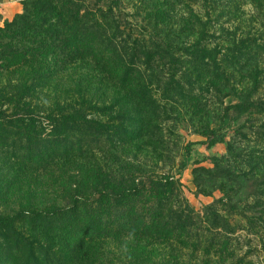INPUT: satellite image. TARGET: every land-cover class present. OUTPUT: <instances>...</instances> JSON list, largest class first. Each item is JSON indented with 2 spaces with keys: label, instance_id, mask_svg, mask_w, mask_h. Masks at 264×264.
<instances>
[{
  "label": "rangeland",
  "instance_id": "1",
  "mask_svg": "<svg viewBox=\"0 0 264 264\" xmlns=\"http://www.w3.org/2000/svg\"><path fill=\"white\" fill-rule=\"evenodd\" d=\"M27 1L0 0V27L23 13ZM124 2L132 38L149 41L155 30L144 7ZM216 12L223 16L211 31L210 49L218 51L224 42L231 47L227 40L234 34H251L264 44V24L252 0ZM0 36V264H132L120 239L86 234L97 211L96 191L119 189L123 176L137 184L148 177L173 180L209 226L231 232L225 236L233 257L177 244L173 253L186 264H264V49L257 56L258 88L238 76L224 89V75L219 87H201L191 70L199 61L183 54L166 59V67L156 64L159 75L168 71L175 78L149 89L147 83L145 93L108 89L99 74L90 82L92 71L82 64L81 77L59 76L52 94L25 98L13 88L5 32ZM139 58L142 66L145 58ZM79 90L87 94L86 104L76 100ZM96 235L89 254L88 240ZM155 255V263L147 264H158Z\"/></svg>",
  "mask_w": 264,
  "mask_h": 264
},
{
  "label": "trees",
  "instance_id": "2",
  "mask_svg": "<svg viewBox=\"0 0 264 264\" xmlns=\"http://www.w3.org/2000/svg\"><path fill=\"white\" fill-rule=\"evenodd\" d=\"M236 1L137 0L139 7H144L147 23L155 30L148 41L132 38L124 0H28L23 13L0 27L7 40L5 59L15 82L13 88H21L25 98H32L33 92L49 95L55 78L73 81L81 77L76 74L85 64L92 71L88 73L90 82L99 74L108 89L140 90L141 94L147 83L149 89L164 85L170 76L175 78L168 71L167 76L165 72L159 75L157 68L181 59L183 54L199 61V68L191 70L201 87L203 83L211 89L219 87L224 75V89L231 87L228 81L232 79L234 83L238 76L249 87L258 88L261 72L257 56L264 49L260 38L234 34L232 40H227L232 42L231 47L225 48L224 42L218 51L209 48L210 39L215 37L211 31L216 30L223 16V11H216L219 7L230 8ZM252 2L264 24V0ZM139 54L145 58L142 66L138 64ZM184 70L176 73L193 74L190 69ZM82 90L74 96L86 104L87 89L84 93ZM119 181L122 186L113 192L107 183L96 191L97 211L89 216L90 230L86 234H105V242L120 239L128 249L126 258L134 259L132 264L155 263V254L158 264H186L173 253L177 252V244L193 253L234 256L235 248L228 241L231 232L225 229L227 233H223L224 226H209L201 214L190 208L173 180L148 177L145 183L137 184L123 176ZM97 237L88 240L89 254L93 253L92 242L97 244Z\"/></svg>",
  "mask_w": 264,
  "mask_h": 264
}]
</instances>
